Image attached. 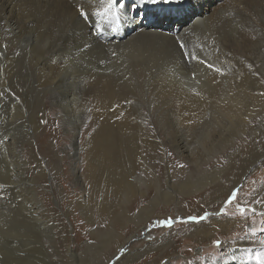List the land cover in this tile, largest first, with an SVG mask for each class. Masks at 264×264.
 <instances>
[{
  "label": "rangeland",
  "instance_id": "1",
  "mask_svg": "<svg viewBox=\"0 0 264 264\" xmlns=\"http://www.w3.org/2000/svg\"><path fill=\"white\" fill-rule=\"evenodd\" d=\"M172 11L164 13L173 15L174 27L197 13L188 11L178 22ZM16 14L21 24L30 18L36 25L25 26L16 40L0 33V145L13 136L19 151L10 160L0 155V264H211L223 253L216 243L221 237L188 240L192 231L184 225L211 215V198L208 204L187 200L213 186L223 189L225 200L217 212L244 218L237 241L242 236L251 250L244 254L249 264L259 263L264 211L250 204L257 190L264 198V169L257 173L264 166V133L249 132L248 89L242 95L241 86L252 82L258 93L264 83V0L227 5L208 37L183 48L156 42L113 54L77 47L83 25L36 1L21 0ZM155 47L163 53L144 52ZM188 54L198 62L180 63ZM237 62L241 72L233 77L210 71L230 73ZM192 76L198 82H184ZM192 87L201 100L183 99ZM93 157L106 169L115 162L123 167L94 182ZM204 163L216 170L203 171ZM232 195L237 199L226 203ZM139 198L145 201L132 208ZM176 204L185 212L178 214ZM128 208L130 217L122 214ZM152 210L157 213L146 227L136 228L138 213L141 220ZM176 224L182 232L168 235Z\"/></svg>",
  "mask_w": 264,
  "mask_h": 264
},
{
  "label": "bare ground",
  "instance_id": "2",
  "mask_svg": "<svg viewBox=\"0 0 264 264\" xmlns=\"http://www.w3.org/2000/svg\"><path fill=\"white\" fill-rule=\"evenodd\" d=\"M20 1L21 0H0V33H2L3 37L8 38L10 40H16L22 37V33H24L23 30L25 26L36 25V22L30 18L25 19L22 22V24L19 21L17 17L18 14L16 13L18 11V4ZM31 1L38 2L44 9L48 10L49 12H52L57 17H61L67 20L70 19L71 22L73 21L82 24L83 28L77 41L78 42L77 47L80 45V47L84 46V48H86L88 51H98V52L103 51L105 53L112 52L113 54V52H119L120 50L129 47L133 48L138 45H143L146 43L157 44L156 42H158L163 44H176V45H180V42H183V44L196 43L208 37L209 35L208 30L212 25H214L217 22L216 21L217 19H220L219 18L220 12L227 5L234 4L238 0H188L186 2H184V0H170V2L169 0H162V2L159 4L141 3L140 0H31ZM110 4L111 6H109ZM133 4L135 6H132ZM150 6L156 8L157 11L159 12V15L161 17L159 20L156 19L158 16H155V12L150 8ZM166 7L168 10H174V12L172 11L173 14L177 13V15H179V17L177 18L178 22L180 21L182 16L184 15L187 16L188 11L191 15H192L191 12H197V13L196 15L193 14V16L190 19H188L187 17V19H184L181 23L177 24L174 27L173 21H168L171 20L169 19V17L172 18L173 15H170L169 12L166 14L164 13ZM81 9L89 13V16L86 19L80 16ZM111 15H114L115 18L113 17L114 19H112ZM139 22H141L142 24H140ZM157 22H159L160 25H158ZM115 29L118 30L116 34L114 33ZM248 29H250L251 35H253L255 32L254 25L251 24ZM148 41H155V42H148ZM58 47L59 46H57V44L54 45L52 47V51L54 52L57 51L59 49ZM161 50H162L161 48L155 47V49L153 50H147L144 52L147 54L156 55L163 53V51ZM197 60L198 59L194 55L188 54L185 56V58L180 60V63L193 64ZM223 61L221 63H223ZM247 61L250 70H252L256 66L255 57L252 54H250L249 60L247 59ZM37 63L41 65H46L45 63H43V61H39ZM237 64L238 62L235 63V65H233V69L230 70V73L226 68L222 70L215 68V71H213V69L211 70L209 69V70L217 74L218 77L226 76L225 78L227 79L229 77L235 76L238 73L239 67H237L238 66ZM193 66L194 68H196L197 64L195 63ZM212 66L213 65L211 64V67ZM230 68L232 67H229V69ZM188 77L184 82H198L194 76H192L193 80L188 79ZM56 80L57 79H55L53 82H55ZM245 85L246 83L243 86H241V90H242L241 93L242 95H244L248 89L246 95L247 108L249 109L248 113L250 115V118L248 120V125H249V132L253 137L256 128H260L261 133H264V83L262 82L259 83L257 87L258 93H256L252 82H249V88L247 87V85L246 86ZM199 95L200 94L198 92V89L192 87L189 95L183 97V99L191 100V101L198 100L200 99ZM101 116L102 117L104 116V118L106 117L103 114ZM3 141L4 143L0 145V155L4 154L3 159L10 160L11 158L16 157L19 151L17 150L18 147L15 143V138H13L12 136L10 139L7 138L4 139ZM19 156H21V153L20 155H18V157ZM34 156H35V160L38 161V156L36 153H34ZM102 161L94 157L93 160L90 161L91 178H93L94 182H97L98 178L101 177L102 174L106 173L107 170L118 169L119 167L121 168L123 167L122 165L116 164L115 162V165L113 163L112 164L109 163L110 168L106 169L105 168L106 163ZM210 165L211 164L204 163L201 164L199 168H201V166L205 167V169L203 168L201 169H203V171L205 172L212 173L213 171L216 170L214 169L215 167H213L215 166V164H213L212 166ZM263 169L264 166L260 170H258L257 173L262 172ZM18 172L19 170H16V173ZM245 175L246 172L244 171L241 174L240 177L241 180L238 179L237 181H233L232 182L233 186L229 187V190L233 189L234 186L242 182L243 181L242 179L245 177ZM22 176H25L24 171L22 173ZM23 179L28 180V177H25ZM222 190H223L222 188H217L213 186L197 193L196 195H194L193 197L187 200L188 203L193 205L197 200H202L206 204H208L205 201V199L206 198L212 199L211 203L209 204L211 207L209 211L212 212L210 216H206V218L202 219V221L184 225L185 228H188L189 230L192 231V234L187 239L197 240L199 243L202 244L205 241L212 240L214 237H221L222 241L220 244L223 253L220 256V259L217 258L216 260L211 261V264H249L251 260L246 258L244 254L250 252L251 250L247 249V247L245 246L246 244L242 240L243 238L242 236H240L241 237L240 241H237V237H236V233H237L236 230L241 228V225L244 223V218H235V217L227 218L223 212H217L218 209L217 206L220 205L222 201L225 202V200L221 196V193L223 192ZM122 193L124 192H114L111 194H122ZM115 197H120V196L116 195ZM252 200H253V204H250V206L254 207L257 211L259 210L264 211V198L261 190H257L254 193ZM142 201H145V199L139 198L133 201L131 204L132 208L142 205L141 204ZM176 205L177 206H175V208L177 209L176 212L178 214L185 212V210H183L182 207H179L178 204ZM126 209L127 208H125V210ZM171 209H173V207ZM156 213L157 210H152L148 213V216L146 218L138 220V218H140L143 214V212H139L137 215L136 228L144 229L147 225L146 222L148 221V219L153 218L154 214ZM122 214H124V216L127 215L128 217H130L132 213L130 212V208H128V211L126 213L123 212ZM254 218L259 219L257 216H255ZM240 220H242V222H240ZM178 226H179L178 224L170 226L169 228H167L166 233L168 235L176 236L178 233L182 232ZM173 227H176V229H173ZM155 237H157L156 241L161 239V236L156 235ZM218 239L219 238H215L213 239V241ZM181 240L182 239H180L179 241ZM163 255L168 256L165 253H163ZM258 255H264V251H261L260 253H258ZM200 257L203 258L205 257V255L201 253ZM195 264H203V262L202 260H199Z\"/></svg>",
  "mask_w": 264,
  "mask_h": 264
},
{
  "label": "snow or ice",
  "instance_id": "3",
  "mask_svg": "<svg viewBox=\"0 0 264 264\" xmlns=\"http://www.w3.org/2000/svg\"><path fill=\"white\" fill-rule=\"evenodd\" d=\"M141 3H150V4H159L162 2V0H140ZM170 2V0H169ZM111 6V4L109 5ZM132 6H135L134 4ZM139 14V13H138ZM80 16L84 19H86L88 16H89V13L84 11L83 9H81V12H80ZM180 47L183 48L184 47V44L183 42H180ZM209 67H211V65H209ZM237 197L236 195H232L227 201L226 203L228 204H231L234 200H236ZM247 211V208H245L244 206H241V212H246ZM253 211H255V209H253ZM206 217H201L200 219H205ZM189 219H197V217H189ZM161 223L163 224H169L171 225L172 221L171 220H165V221H162ZM264 231V230H262ZM216 243L219 245L220 244V241H216ZM261 243H264V241H261ZM258 261H259V264H264V255H258L255 257Z\"/></svg>",
  "mask_w": 264,
  "mask_h": 264
},
{
  "label": "clouds",
  "instance_id": "4",
  "mask_svg": "<svg viewBox=\"0 0 264 264\" xmlns=\"http://www.w3.org/2000/svg\"><path fill=\"white\" fill-rule=\"evenodd\" d=\"M117 32H118V30H117V29H115V30H114V33L116 34Z\"/></svg>",
  "mask_w": 264,
  "mask_h": 264
}]
</instances>
